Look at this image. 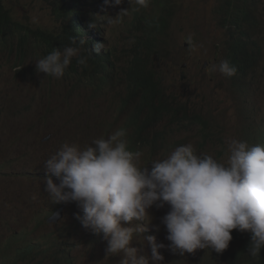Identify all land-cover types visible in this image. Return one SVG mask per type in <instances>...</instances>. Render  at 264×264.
Wrapping results in <instances>:
<instances>
[{
  "label": "rangeland",
  "instance_id": "obj_1",
  "mask_svg": "<svg viewBox=\"0 0 264 264\" xmlns=\"http://www.w3.org/2000/svg\"><path fill=\"white\" fill-rule=\"evenodd\" d=\"M88 1L92 3L90 14L99 7L106 17L102 39L124 55L134 46L131 36L134 13L156 10L154 3L147 9L132 6L127 16L109 24L108 18H114L122 8L131 7L128 0L116 7L106 6L104 0ZM221 1H172L174 18L164 35L165 43L158 53H153L151 64L179 114L176 118L166 117L148 131L154 133L153 142L166 143L157 153L150 146L145 147L140 152L141 167L166 158L176 147L188 143L194 146L197 155H211L223 162L227 139L236 138L249 145L260 142L264 133V26L254 35L258 48L252 43V47L263 52L260 68L250 73L247 81L237 73L229 78L213 71V65L228 60L229 41L233 40L220 14ZM4 2L14 20L23 25L47 30H59L61 26L62 21L57 20L44 0ZM252 6L259 23L264 25V0H252ZM37 59L31 53L23 61L17 51L0 45V264H65L64 258H57L56 254H66L73 264H119L120 255L106 254L103 234L85 229L75 219L74 214L80 210L74 202H52L45 190V180L51 178L57 184L59 180L46 170L44 162L65 143L83 147L119 129L127 132L125 139L129 144L130 137H137L133 116L138 102L126 104L129 93L120 69L115 70L117 77L108 86L102 85L107 89L102 91L101 81L96 85L89 82L82 66L72 75L69 67L62 78L56 79L37 73ZM116 61L120 68L126 69L132 59ZM189 118L205 120L207 126L198 120L189 122ZM155 129L160 132L155 133ZM133 150L138 152L136 148ZM63 204L67 205L63 217L49 222L48 218ZM168 210L167 205L149 209L152 218L147 219L151 221L140 222L147 228L142 235H155L157 243L167 245L161 218ZM132 246L142 249L141 254L153 264L147 241L136 237ZM27 247L34 250L30 256L25 254ZM159 251L164 256L162 264H229L228 256L221 257L212 251L217 257L213 258L209 249L183 256L167 248Z\"/></svg>",
  "mask_w": 264,
  "mask_h": 264
},
{
  "label": "clouds",
  "instance_id": "obj_2",
  "mask_svg": "<svg viewBox=\"0 0 264 264\" xmlns=\"http://www.w3.org/2000/svg\"><path fill=\"white\" fill-rule=\"evenodd\" d=\"M123 2L104 0L106 6L113 7ZM128 3L131 7L122 8L114 18H108L109 24L127 16L132 6L137 10L149 8L151 0H128ZM97 11L94 22L88 26L105 30V15L101 9ZM32 20L37 22L36 17ZM188 43L192 44L191 36ZM85 44L82 38L70 37L68 46L62 50L54 48L36 60L37 73L60 79L73 58L78 65L87 67L88 55L84 52L91 53L84 48ZM213 71L230 78L237 68L228 60H221L213 65ZM240 76L243 81L250 78ZM148 131L147 139L132 146L127 143L123 129L83 147L63 144L44 162L46 170L59 180L58 184L51 178L45 180V190L52 202H74L80 210L74 214L75 219L85 229L103 234L106 254L120 255L119 264H149L148 257L141 254L142 249L132 246L136 237H142L150 245L153 264H162L164 256L159 250L165 248L181 256L210 249L214 258L212 251L227 257L231 247L234 248L232 231L249 241L247 253L251 257L260 255L264 249V133L260 142L250 145L236 138L227 139L223 162L211 155H197L194 146L188 143L176 147L166 158L153 160L149 168L140 166V152L147 146L158 152L166 141L152 144L154 133ZM165 205L169 210L161 223L166 228L167 245L157 243L155 235L143 236L147 228L140 223L151 221L147 218L151 217L149 209L153 206ZM58 218L59 213H55L51 220Z\"/></svg>",
  "mask_w": 264,
  "mask_h": 264
},
{
  "label": "trees",
  "instance_id": "obj_3",
  "mask_svg": "<svg viewBox=\"0 0 264 264\" xmlns=\"http://www.w3.org/2000/svg\"><path fill=\"white\" fill-rule=\"evenodd\" d=\"M44 1L52 8L57 20L62 21L59 30H47L41 27L33 28L15 21L11 10L7 7L4 0H0V45L3 49L13 52L17 51L18 57L25 61L31 53L41 58L53 51L54 48L62 50L63 47L70 44V37L84 39L86 41L84 48L91 53L84 52V55H88L87 67H84L85 72L88 74V81L93 85L101 81V90L105 91L107 89L102 85L108 86L111 80L117 77L114 72L119 68L125 76L129 93L126 104L129 105L132 101L138 102L135 111L136 115L134 114L133 118V124L137 127V137L132 136V138H129L131 141H129V146L138 144L141 139H147L149 134H146V132L151 128H155L156 124L162 122L166 117L172 116L176 118L178 116L179 111L171 105L169 96L165 93L162 80L151 64L153 53H158V48L165 43L164 35L169 30L171 21L174 18L170 10L172 8V0H151L150 4L154 3L156 7L154 12L138 11L134 13L133 27L131 29L134 46L127 55L120 53L116 47L111 48L109 46L110 43L106 40H104V43L101 42V44L98 33L104 30L99 27L90 28L88 26L89 23L94 22L93 18L98 13L99 7L94 8V13L90 14L89 10L92 3L88 0ZM256 13L255 7L252 6V0L221 1L220 14L224 24L229 28V32L233 36V40L229 41L228 61L237 68L236 73L238 75L249 76L250 73H256L260 68L261 53L263 52L252 47V43L258 48L254 35L257 34L256 30L261 29L264 25L259 23ZM103 19L102 17L101 20ZM104 44L107 45V50L105 51L102 48L100 49L101 45ZM97 48L99 49L98 52L96 51ZM116 59H132V61L124 69L120 68ZM69 67H72L71 75L81 70V66L76 61L71 62ZM146 114L148 116L144 119ZM194 120H198L205 126L207 125L205 120L200 118H189L187 121L193 122ZM136 139L137 141H135ZM231 234L234 249L228 256L229 264H254L253 262L264 264L262 263L264 261V249L261 250L260 255L257 257H251L247 253L249 241L242 236L236 235L234 231ZM33 251L31 247H27L25 254L30 256ZM56 257L64 258L65 264H73L72 259L66 254H56Z\"/></svg>",
  "mask_w": 264,
  "mask_h": 264
},
{
  "label": "bare ground",
  "instance_id": "obj_4",
  "mask_svg": "<svg viewBox=\"0 0 264 264\" xmlns=\"http://www.w3.org/2000/svg\"><path fill=\"white\" fill-rule=\"evenodd\" d=\"M172 1H173V0H172ZM170 2H171V1H170ZM171 9H173V8H170V10H171ZM174 9H175V8H174ZM172 13H173V12H172ZM174 13H175V12H174ZM103 18H104V17H103ZM105 18H106V17H105ZM253 25H254V24H253ZM101 26H102V23H101ZM254 26H255V25H254ZM258 27H259V26H258ZM260 27H261V26H260ZM105 28H107V27H105ZM251 28H253V27H251ZM255 29H256V26H255ZM32 31H33V30H32ZM250 31H252V30L250 29ZM253 31H255V30L253 29ZM256 31H257V30H256ZM34 32H37V31H34ZM102 32H103L102 30L99 31V33H101V37L99 36V37H100V38H99L100 43H101V42L104 43V40L102 39ZM99 33H98V34H99ZM254 33H255V32H254ZM27 35H28V34H27ZM99 35H100V34H99ZM21 37H22V36H21ZM255 38H256V37H255ZM49 39H50V38H49ZM22 40H23V38H22ZM10 42H11V40H10ZM8 43H9V42H8ZM8 43H7V44H8ZM100 43H99V44H100ZM102 43H101V44H102ZM261 45H262V44H261ZM101 46H102V47H100V49L102 48V49H104V51L107 50V49H106V48H107V47H106L107 45L104 44V45H101ZM262 47H263V46H262ZM98 48H99V47H98ZM263 48H264V47H263ZM107 52H108V51H107ZM108 54H109V53H108ZM252 56H253V55H252ZM113 57H114V56H113ZM254 57H255V56H254ZM255 62H256V61H255ZM115 67H116V66H115ZM105 68H106V67H105ZM118 69H119V68H118ZM153 69H154V68H153ZM105 70H106V69H105ZM111 70H112V69H111ZM114 70H115V69H114ZM112 71H113V70H112ZM125 71H126V70H125ZM113 72H114V71H113ZM122 73H123V72H122ZM106 74H107V73H106ZM110 75H111V74H110ZM124 77H125V76H124ZM127 77H128V76H127ZM130 85H131V84H130ZM131 86H132V85H131ZM132 90H133V89H132ZM166 91H167V90H166ZM130 92H131V91H130ZM132 92H133V91H132ZM131 95H132V94H131ZM180 105H181V104H180ZM135 115H136V114H135ZM165 115H166V114H165ZM133 117H134V116H133ZM131 119H132V118H131ZM130 123H131V122H130ZM129 125H130V124H129ZM130 126H131V125H130ZM126 129H128V127H127ZM136 130H137V127H136ZM134 131H135V128H134ZM128 132H129V129H128ZM126 133H127V132H126ZM139 133H140V132H139ZM206 133H208V132H206ZM129 134H130V133H129ZM209 134H210V133H209ZM211 134H213V133H211ZM130 136H131V135H129V137H130ZM140 136H142V135H140ZM140 136H139V137H140ZM156 136H157V135H156ZM127 137H128V136H127ZM133 137H134V136H133ZM131 138H132V137H131ZM155 138H156V137H155ZM157 138H158V137H157ZM127 139H128V138H127ZM131 140H134V139H131ZM154 140H155V139H154ZM129 141H130V140H128V142H129ZM135 141H137V139H136ZM130 142H131V141H130ZM153 143H154V142H153ZM153 143H152V144H153ZM148 148H149V147H148ZM148 148H147V149H148ZM133 149H134V148H133ZM133 149H131V150L134 151ZM136 150H137V149H136ZM136 150H135V151H136ZM156 153H157V152H156ZM217 159H218V158H217ZM243 247H244V246H243ZM233 249H234V248H233ZM233 249H232V251H233ZM236 249H237V248H236ZM242 249H243V248H242ZM209 250H210V249H209ZM238 250H239V249H238ZM53 252H54V251H53ZM213 252H214V251H213ZM234 252H235V251H234ZM208 253H209V252H208ZM215 253H216V252H215ZM43 254H44V253H43ZM44 256H45V254H44ZM199 257H200V256H199ZM219 257H220V256H219ZM263 257H264V256H263ZM213 258H214V257H213ZM216 258H217V257H216ZM42 259H43V258H42ZM44 259H45V257H44ZM261 260H262V259H261ZM198 261H199V260H198ZM46 262H47V261H46ZM196 262H197V261H196ZM217 262H218V261H217ZM256 262H257V260H256ZM258 262H259V261H258ZM244 263H245V262H244ZM248 263H249V262H248ZM250 263H251V262H250ZM253 263L256 264L255 262H253ZM259 263H261V262H259ZM262 263H264V261H263ZM44 264H45V262H44ZM257 264H258V263H257Z\"/></svg>",
  "mask_w": 264,
  "mask_h": 264
},
{
  "label": "water",
  "instance_id": "obj_5",
  "mask_svg": "<svg viewBox=\"0 0 264 264\" xmlns=\"http://www.w3.org/2000/svg\"><path fill=\"white\" fill-rule=\"evenodd\" d=\"M65 208V205L59 207L57 210H55V212L48 218L49 222H57L59 221L62 217H63V209ZM55 213H59V218L55 221L51 220V217L55 214Z\"/></svg>",
  "mask_w": 264,
  "mask_h": 264
}]
</instances>
